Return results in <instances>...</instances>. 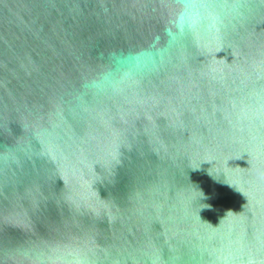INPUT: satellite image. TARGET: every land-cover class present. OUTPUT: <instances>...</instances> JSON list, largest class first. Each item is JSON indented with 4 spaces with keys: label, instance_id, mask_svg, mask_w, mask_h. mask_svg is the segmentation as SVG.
Returning a JSON list of instances; mask_svg holds the SVG:
<instances>
[{
    "label": "water",
    "instance_id": "95a60500",
    "mask_svg": "<svg viewBox=\"0 0 264 264\" xmlns=\"http://www.w3.org/2000/svg\"><path fill=\"white\" fill-rule=\"evenodd\" d=\"M177 9L0 0V264H264V0Z\"/></svg>",
    "mask_w": 264,
    "mask_h": 264
},
{
    "label": "clouds",
    "instance_id": "9594fccd",
    "mask_svg": "<svg viewBox=\"0 0 264 264\" xmlns=\"http://www.w3.org/2000/svg\"><path fill=\"white\" fill-rule=\"evenodd\" d=\"M231 0H178V9L175 18L178 30L187 29L190 32L205 28V21L216 25L219 29L223 26L219 16L220 10H227ZM155 54L149 57L145 54L141 56L120 57L117 64L127 65L131 63H154Z\"/></svg>",
    "mask_w": 264,
    "mask_h": 264
}]
</instances>
